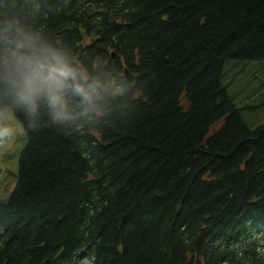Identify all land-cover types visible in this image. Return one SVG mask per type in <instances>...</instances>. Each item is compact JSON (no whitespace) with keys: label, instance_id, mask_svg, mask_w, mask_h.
<instances>
[{"label":"trees","instance_id":"1","mask_svg":"<svg viewBox=\"0 0 264 264\" xmlns=\"http://www.w3.org/2000/svg\"><path fill=\"white\" fill-rule=\"evenodd\" d=\"M7 2L92 100L69 97L64 120L15 113L27 144L0 264H264V126L223 82L264 61V0Z\"/></svg>","mask_w":264,"mask_h":264},{"label":"clouds","instance_id":"2","mask_svg":"<svg viewBox=\"0 0 264 264\" xmlns=\"http://www.w3.org/2000/svg\"><path fill=\"white\" fill-rule=\"evenodd\" d=\"M0 0V148H8L14 134L9 119L17 111L35 115L42 104L53 120L70 118L69 97L84 105L92 100L91 85L63 51L41 34L28 30Z\"/></svg>","mask_w":264,"mask_h":264},{"label":"rangeland","instance_id":"3","mask_svg":"<svg viewBox=\"0 0 264 264\" xmlns=\"http://www.w3.org/2000/svg\"><path fill=\"white\" fill-rule=\"evenodd\" d=\"M224 73L226 91L233 97L244 123L251 131L264 126V93L252 97L256 91H264V61L230 62ZM9 124L14 129L13 137L8 148H0V205L9 201L17 186L19 161L27 144L22 124L15 116L9 119ZM258 252L264 255V240ZM83 264L89 262L84 260Z\"/></svg>","mask_w":264,"mask_h":264},{"label":"water","instance_id":"4","mask_svg":"<svg viewBox=\"0 0 264 264\" xmlns=\"http://www.w3.org/2000/svg\"><path fill=\"white\" fill-rule=\"evenodd\" d=\"M124 74H125V76H127L128 79L133 78L132 76L130 77V76L128 75V72H127V71H124Z\"/></svg>","mask_w":264,"mask_h":264}]
</instances>
